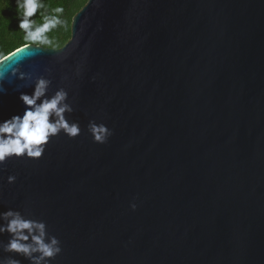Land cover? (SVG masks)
Returning <instances> with one entry per match:
<instances>
[{
    "label": "water",
    "instance_id": "95a60500",
    "mask_svg": "<svg viewBox=\"0 0 264 264\" xmlns=\"http://www.w3.org/2000/svg\"><path fill=\"white\" fill-rule=\"evenodd\" d=\"M70 33L0 60V121L43 77L81 129L6 159L0 213L46 224L49 264H264V0H87Z\"/></svg>",
    "mask_w": 264,
    "mask_h": 264
},
{
    "label": "clouds",
    "instance_id": "9594fccd",
    "mask_svg": "<svg viewBox=\"0 0 264 264\" xmlns=\"http://www.w3.org/2000/svg\"><path fill=\"white\" fill-rule=\"evenodd\" d=\"M18 7L23 9V19L18 27L25 32V40L30 42L47 43L45 33L60 23L55 16L46 17L45 22L34 27L30 19L37 10L42 7L40 0H18ZM63 10L56 8L55 12ZM7 59V57H4ZM7 70L0 71V94H5L3 87ZM15 75V73H13ZM19 79H25L21 73ZM50 81L41 77L34 82L31 94L20 93L18 100L25 106L22 114L13 115L0 121V166L8 158H40L45 146L61 132L69 138H75L80 134V126L77 122H70L66 113L73 111L67 103V92L64 89L57 90L53 95H47ZM18 90V89H17ZM88 129L93 142L103 144L112 135L104 124L89 121ZM0 167V171H2ZM16 177L8 176L7 182L14 183ZM134 211L135 204L130 205ZM0 233L7 232L9 240L4 245V251L22 255L30 261V264H49L50 260L61 253L60 241L47 232L46 224L41 220H35L22 215L19 211L9 209L0 213ZM0 264H20L12 257Z\"/></svg>",
    "mask_w": 264,
    "mask_h": 264
},
{
    "label": "trees",
    "instance_id": "16d2710c",
    "mask_svg": "<svg viewBox=\"0 0 264 264\" xmlns=\"http://www.w3.org/2000/svg\"><path fill=\"white\" fill-rule=\"evenodd\" d=\"M86 2L87 0H40L42 7L30 18L34 27L42 25L46 17L52 16L57 17L60 23L45 33L47 43H39L25 40V32L18 27L23 19V9L18 7V0H0V60L25 45L47 49L62 48L70 39L72 18ZM56 8L63 11L56 13Z\"/></svg>",
    "mask_w": 264,
    "mask_h": 264
}]
</instances>
